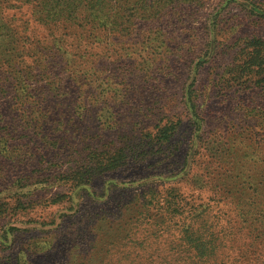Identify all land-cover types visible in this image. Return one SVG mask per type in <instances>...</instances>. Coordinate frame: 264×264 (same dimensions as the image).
<instances>
[{"label": "rangeland", "instance_id": "obj_1", "mask_svg": "<svg viewBox=\"0 0 264 264\" xmlns=\"http://www.w3.org/2000/svg\"><path fill=\"white\" fill-rule=\"evenodd\" d=\"M174 11L58 43L29 5L2 13L0 264H184L202 220L227 242L205 264H264V0Z\"/></svg>", "mask_w": 264, "mask_h": 264}, {"label": "trees", "instance_id": "obj_2", "mask_svg": "<svg viewBox=\"0 0 264 264\" xmlns=\"http://www.w3.org/2000/svg\"><path fill=\"white\" fill-rule=\"evenodd\" d=\"M195 0H0V18L7 9H14L18 5H29L35 13V21L43 26L58 32L55 37L62 41L69 36L82 39L84 34L87 38L95 41L118 40L132 38L139 24L159 22L167 16L179 4H190ZM175 12V11H174ZM173 12V13H174ZM7 32L15 39V31L10 26ZM195 96L187 94L189 104L195 107ZM114 166L105 169H114ZM166 219L172 220L176 216L184 214V207L175 205L168 207ZM190 216V214H189ZM201 218L200 215L196 220ZM193 220V219H192ZM156 219L150 224H156ZM199 228L191 222L180 231V244L171 247L182 258L184 264H205L215 257L218 247L226 246L225 238L219 239L216 235L204 229L206 221L202 220ZM157 227V226H156ZM155 231V230H153ZM154 234V233H153ZM152 234V235H153ZM237 236L230 239V247L240 248V240ZM245 239V238H244ZM243 244L240 259L255 253L253 241ZM255 242V241H254Z\"/></svg>", "mask_w": 264, "mask_h": 264}]
</instances>
